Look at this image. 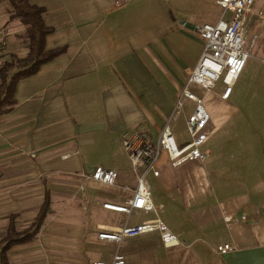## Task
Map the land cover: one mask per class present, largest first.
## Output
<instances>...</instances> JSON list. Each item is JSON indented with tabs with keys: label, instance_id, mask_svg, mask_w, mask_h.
Returning a JSON list of instances; mask_svg holds the SVG:
<instances>
[{
	"label": "crops",
	"instance_id": "obj_1",
	"mask_svg": "<svg viewBox=\"0 0 264 264\" xmlns=\"http://www.w3.org/2000/svg\"><path fill=\"white\" fill-rule=\"evenodd\" d=\"M162 1L118 7L114 0H31L44 7L51 27L46 50H64L18 80L13 104L0 113V246L12 219L28 229L46 208L34 238L9 248L10 264L110 263L117 253L125 264H264V110H246L240 127L246 133L235 149L221 139L246 108L239 106L238 80L228 98L223 87L197 88L211 116L210 154L177 168L162 154L160 174H147L155 211L103 206L125 203L137 186L122 133L141 129L158 137L204 47L194 25L218 20L170 25ZM12 14L10 0H0L3 64L29 52L26 26ZM193 108L187 100L171 121L179 144L189 140H178L177 130H187ZM98 165L118 171L114 184L91 178ZM157 216L177 242L165 244L159 232L121 242L98 238ZM224 243L234 249L220 253Z\"/></svg>",
	"mask_w": 264,
	"mask_h": 264
},
{
	"label": "built area",
	"instance_id": "obj_2",
	"mask_svg": "<svg viewBox=\"0 0 264 264\" xmlns=\"http://www.w3.org/2000/svg\"><path fill=\"white\" fill-rule=\"evenodd\" d=\"M131 0H114L118 7ZM257 0H216L221 8L219 19L213 23L195 24L194 29L204 40V47L198 62L188 73L187 79L180 89L176 104L167 123L161 129L157 138H153L144 130H127L122 133V144L127 151L132 168L138 173L137 186L131 198L125 203L116 204L104 202L103 206L112 210L130 214L134 210L155 211L152 201V189L147 174L158 176L157 167L162 154L166 152L173 167L177 168L193 160H205L210 150L209 123L211 120L203 94L197 91L201 88L212 91L221 80L223 83L222 97L228 98L234 84L242 73L247 59L252 53L255 40L247 36V26L253 13V5ZM264 63V58H260ZM3 60L0 56V68ZM194 102V108L187 116L186 128L189 140L179 144L176 140L171 121L179 117L185 109L186 101ZM91 178L108 184H114L118 171L98 165L93 169ZM243 219L247 216L243 215ZM227 223L234 221L225 217ZM148 232H159L165 244L178 241L165 222L158 216L145 219L136 225H124L116 231H101V240L121 242L125 237ZM234 249L230 243L219 244L217 250L226 253ZM96 264H125V256L117 253L112 262L98 261Z\"/></svg>",
	"mask_w": 264,
	"mask_h": 264
},
{
	"label": "rangeland",
	"instance_id": "obj_3",
	"mask_svg": "<svg viewBox=\"0 0 264 264\" xmlns=\"http://www.w3.org/2000/svg\"><path fill=\"white\" fill-rule=\"evenodd\" d=\"M160 5L163 17L167 9L170 25L174 24V20L178 25L183 21L190 23H201L205 19L215 21L219 19L222 11L217 4L214 6L211 0H164ZM247 36L255 40L254 47L235 86L236 90L242 91L239 106L246 108L238 113L230 125L222 129L221 136L224 145L226 142L233 144L231 147L227 144L232 149H235L234 143L239 144V139L246 133V130L240 128L246 110L249 107H260L262 111L264 110V64L260 60L264 58V0H257L253 5V13L247 26ZM222 87L223 83L220 80L216 89L219 90ZM187 135L186 129L177 130L178 140L187 139ZM211 148L216 152L219 149L218 142H214ZM229 149H225L226 152L228 151L226 155H230Z\"/></svg>",
	"mask_w": 264,
	"mask_h": 264
},
{
	"label": "trees",
	"instance_id": "obj_4",
	"mask_svg": "<svg viewBox=\"0 0 264 264\" xmlns=\"http://www.w3.org/2000/svg\"><path fill=\"white\" fill-rule=\"evenodd\" d=\"M10 2L13 6L12 16L26 26L29 52L24 57L13 56L0 68V113L13 104V94L18 80L36 73L43 63L64 50V48L54 50L45 48L51 27L44 21V7L32 3L31 0H10ZM45 209V207L42 209L34 224L28 229L19 230L13 219L10 221L7 235L0 246V264H10L7 252L13 244L34 238L43 223Z\"/></svg>",
	"mask_w": 264,
	"mask_h": 264
}]
</instances>
